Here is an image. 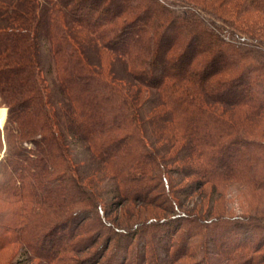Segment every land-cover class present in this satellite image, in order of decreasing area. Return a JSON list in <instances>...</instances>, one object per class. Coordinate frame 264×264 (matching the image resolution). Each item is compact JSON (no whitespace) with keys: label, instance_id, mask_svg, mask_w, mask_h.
<instances>
[{"label":"trees","instance_id":"obj_1","mask_svg":"<svg viewBox=\"0 0 264 264\" xmlns=\"http://www.w3.org/2000/svg\"><path fill=\"white\" fill-rule=\"evenodd\" d=\"M46 1L13 3L0 29L2 131L22 154L12 162L23 169L11 194L24 208L0 220L7 229L0 249L23 242L34 220L80 227L84 209L112 230L86 261L98 264L116 235L111 253L122 245L124 229L107 221L106 199L85 182L92 174L82 169L75 141L114 182L115 197L147 201L149 174L168 185L172 164L195 177L188 186L205 195L199 214L176 207L157 222L264 228V0ZM228 194L240 201L234 218L223 213ZM27 203L52 205L56 215L39 208L31 216ZM63 239L34 258L60 263L75 247ZM263 245L246 236L223 248L222 264H263Z\"/></svg>","mask_w":264,"mask_h":264},{"label":"rangeland","instance_id":"obj_2","mask_svg":"<svg viewBox=\"0 0 264 264\" xmlns=\"http://www.w3.org/2000/svg\"><path fill=\"white\" fill-rule=\"evenodd\" d=\"M19 1L0 0V29L8 26L5 14L13 10L14 4ZM40 1L42 4L47 3L46 0ZM15 5L17 6V4ZM0 111H4L5 119H7L8 107L1 93ZM5 122L6 120L0 125V220H6L10 216L21 213L23 208H16L20 203H18L17 196L11 194L18 182L22 180L20 176L22 171L20 170L23 169L13 166L12 162L20 161L22 154L20 155L18 151L9 149V141L14 143L15 138L8 137L2 131ZM24 144L27 148L33 146L31 142H24ZM74 147L77 158L83 160L82 169L85 174H92L85 179V182L92 186H98V190L102 192L103 197L106 199L103 204L107 210L105 215L107 221L124 229L119 234L122 245L119 244L115 253H111L117 240L116 235L114 240L110 242L105 256L97 261L98 264H105L107 259L113 264H222L228 257V252H225L223 248H229L236 242L245 239L246 236L254 242L260 241L264 244V228L256 229L254 223L250 225L251 228L247 231L244 229L245 225H238L236 229L217 228L213 230L211 225H208L209 227L199 225L200 221L197 219L189 221L190 218L182 221V217L177 221L173 219V221L169 220L167 223L157 222L156 219L174 216L177 213V208L179 211L192 212L191 214L194 215L199 214L197 210L202 204V198L205 197L199 191H191L188 185L196 178L192 176L185 177L180 174L177 172L176 165H169L171 169L168 174L170 177L168 185L160 177L157 178L154 174H149V179L145 183L147 187L151 188L150 195L146 197L147 201L135 198L124 199L121 196L115 197L114 182L101 176V169L98 170V163L93 159V155L86 145L84 143L78 145V141H75ZM24 154L28 153L23 152V156H25ZM231 192L235 194V190ZM65 193L70 192L65 191ZM138 194H143V192L140 191ZM11 195L16 199L9 197ZM172 199L180 204L175 206ZM239 203L237 196L228 194L225 203L228 209L223 211L226 214L225 216L234 218L241 215ZM28 207L31 216L39 208L42 210L41 214L50 219L56 215L52 205L39 207L35 203H29ZM84 210L82 212L85 214L83 216H86V219L80 223V227L73 228L71 223L65 222L64 225L62 224L57 228L53 225L56 222L55 220L41 226L37 221H32L29 224V229L24 233L27 238L25 237L26 239L24 238L23 242L12 241L0 249V264H50V262L34 258V256L51 253V250L48 251V249L52 245L54 246L55 241L60 240L62 242L63 238L75 242V247L73 250L63 253L64 258L60 259V263L56 261L52 264H91L93 259L86 261L87 256L98 251L102 241L108 233L112 234V230L111 227L108 228L109 226L100 225L103 220H98L93 211ZM259 214H264V205H262ZM225 218L232 221L229 217ZM209 219V216H205V220ZM237 220L245 222L243 218ZM6 230V227L2 228L1 226L0 234ZM228 232H231L229 238L226 236ZM98 238L99 241L96 242ZM125 252L127 254L124 255Z\"/></svg>","mask_w":264,"mask_h":264},{"label":"bare ground","instance_id":"obj_3","mask_svg":"<svg viewBox=\"0 0 264 264\" xmlns=\"http://www.w3.org/2000/svg\"><path fill=\"white\" fill-rule=\"evenodd\" d=\"M7 113V111H6ZM5 120V113L4 111H0V125H2L4 123Z\"/></svg>","mask_w":264,"mask_h":264}]
</instances>
